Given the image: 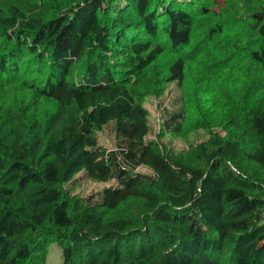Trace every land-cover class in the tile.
<instances>
[{
	"label": "trees",
	"instance_id": "16d2710c",
	"mask_svg": "<svg viewBox=\"0 0 264 264\" xmlns=\"http://www.w3.org/2000/svg\"><path fill=\"white\" fill-rule=\"evenodd\" d=\"M189 9L0 0V264H48L52 243L57 264H264V80L183 150L161 139L186 110L164 107L155 132L145 106L183 84ZM252 16L264 40V8ZM250 54L264 79V45ZM81 179L110 185L82 195Z\"/></svg>",
	"mask_w": 264,
	"mask_h": 264
},
{
	"label": "rangeland",
	"instance_id": "374dc122",
	"mask_svg": "<svg viewBox=\"0 0 264 264\" xmlns=\"http://www.w3.org/2000/svg\"><path fill=\"white\" fill-rule=\"evenodd\" d=\"M219 5L223 0H216ZM225 9L218 16L202 11L210 0H186L195 21L191 44L179 52L186 62L185 79L181 86L170 85L163 98H150L145 106L150 112V121L155 132L161 122L164 107L182 106L186 110L184 133L162 137L161 141L171 143L175 150L186 148V138L198 142L204 138L205 128L219 130L217 119L228 108L238 105L241 93L249 80L263 82L262 71L253 60L250 51L264 45V40L254 33V11L264 8V0H225ZM164 34L160 31L158 39ZM175 57L170 49L163 55V61ZM155 138L154 135L148 136ZM99 143L113 148L114 135L109 126L98 132ZM138 171L150 173L146 167ZM79 174L78 176H80ZM110 185V182L81 179L75 193L86 195ZM71 188L70 186H67ZM61 250L50 244L48 264H57Z\"/></svg>",
	"mask_w": 264,
	"mask_h": 264
}]
</instances>
